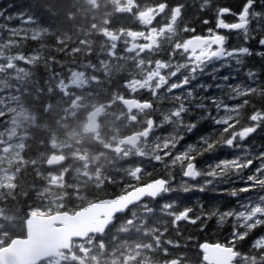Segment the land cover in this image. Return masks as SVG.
I'll return each mask as SVG.
<instances>
[{"label": "trees", "instance_id": "16d2710c", "mask_svg": "<svg viewBox=\"0 0 264 264\" xmlns=\"http://www.w3.org/2000/svg\"><path fill=\"white\" fill-rule=\"evenodd\" d=\"M104 1L106 0H103V3ZM163 1H170L174 5L183 4L185 6L183 10L184 23L191 27L197 26V34H206L207 28L211 27L212 24L205 25L202 21L207 19L214 23L215 13L220 7L227 6L239 11L243 3V0H211L210 6L205 7L201 11L203 0H158V2ZM146 4L145 2L140 5ZM5 9L7 10L5 17L13 15L14 18L8 21L4 17H0V24L8 27L21 26V19L16 18L19 14H22L25 19L28 16H32L37 23L23 25L24 27H29V31L23 34L28 39L24 41L20 38L21 33H16V36L12 38L15 41V46L13 47H9L11 40L7 39L8 33L0 29V31L4 32L5 38V46L0 48L1 53H6L7 56L16 54L31 55L43 48V51H41V62L47 58V56L43 57V53L50 52L53 54L52 57H55L64 67H74L77 61L72 59H81L82 48L85 47L83 50L88 51L89 48L86 47L88 45L93 44L94 47L92 48L96 52L105 39L101 34L103 31H120L129 28L132 24L131 17L123 13H117L113 9H109L106 12L103 10L94 11L86 0H0V10ZM226 19L231 21L234 18L229 16ZM107 20L110 21V26L104 24ZM34 34L38 37L36 41L31 39ZM229 37L231 39V47H239L244 44L242 36H235L233 33ZM259 38L257 36L255 40L249 41L246 46L251 47L254 51L261 50L257 43ZM95 60H98V58ZM49 65H51L48 67L50 71L60 72L57 69L60 66L59 64L53 63ZM245 67L257 70L260 74L259 83L264 85V58L256 55L246 57ZM24 68L29 70L30 67L26 66ZM124 77H126V74H113L111 77L112 88L109 89V87L102 86V90L106 89L105 97L100 92L99 97L102 98H99L98 102L104 103L114 100L120 91L119 88L115 89V86L117 83L123 85ZM101 78L99 76V80ZM102 82L106 83V85L108 83L107 79L102 80ZM8 89L9 87L6 85L4 93L9 94ZM30 94H33V101L26 97L24 99L21 97V100L26 101L27 105L29 103L34 109L37 116V125L27 131L28 137L22 151L24 164L20 165L14 187L9 191L4 190L3 194L0 195V211L8 212L9 215L20 216V222H24L23 218L29 216L30 211L41 210V205L44 206V209H47L44 202L47 198H52L53 194L47 193L46 190L45 176L48 170L45 167V161L51 152V135L57 128V122L59 121L58 118L52 116V121L46 122L44 120L46 113L43 112V104H45L43 98L39 93L31 92ZM106 95H111L112 98ZM40 97L43 104L40 102ZM254 100H258V98H254ZM259 106V103H257V107ZM111 111H113L116 120L115 118H110L106 123L103 121L102 124L103 128L106 129L107 135H109V130L114 129V127L121 129L117 124V119L118 116L125 114L123 108L119 110L111 108ZM244 111L246 114L251 113L250 108ZM198 113L196 112L195 115L187 117V119L194 121ZM2 120L3 118L0 117V135L3 130ZM211 129L210 121H203L191 133H186L182 130L181 134L184 135V139L180 141V145L198 144L200 137L214 133V131L210 132L212 131ZM133 131L138 132V128L134 127ZM106 133H104V140ZM246 146L252 152L264 151V131L258 130L257 133L253 134L251 143L247 142ZM149 152L151 155L153 150H149ZM206 154L197 159L196 164L199 168H201L202 164L205 165L206 159L212 155V153ZM89 155L91 159L93 157H101L100 165L103 166L101 169L102 177L98 180H88L82 177V172L85 168L80 166L72 167L67 174L64 190L61 188L56 190V195L63 199V201L59 200L58 202L61 206L56 204L55 208H58L57 210L75 212L90 202L120 195L135 185L147 183L149 179L166 175L162 164L147 157L142 158V160L134 157L128 160L127 157L106 150L104 141L94 143L89 150ZM222 155H229L228 158L232 156L231 153L226 151ZM237 155H240V151L234 153V156ZM137 165L143 166L145 170L152 173V176H143L138 181L130 180L131 169ZM179 169V167L174 169V181L181 175V170ZM71 172L76 174L73 178L70 177ZM89 172L92 175L96 173L90 169ZM233 187H240L239 182L225 183L221 194L206 195L198 190H192L187 193L183 190H174L171 193L164 194L157 200L146 201L130 210L124 216L119 217L106 235L93 238L95 244L89 253L88 259L90 263L123 264L126 259L124 248L128 246L133 249L134 254L127 264H168L174 260H178L179 264H201L200 244L209 242L232 246L229 241L232 234L233 220L228 219L221 224L218 216H212L211 218L198 221L196 224L181 221L177 231V228L173 227L172 218L163 211L162 206L171 203L173 205L171 211L176 212L186 207H191L194 209L195 215L201 216L217 210L224 212L236 209L239 207L242 196L232 197L228 194L226 190ZM55 211L52 210V213ZM6 226L10 229L9 225ZM9 233L14 235V237L17 236L14 233L12 234L10 230ZM261 236H264V228L256 229L244 241H237L235 250L240 252L242 256H258L259 253L252 248V244L254 240ZM170 241L178 242L180 246L174 247L169 243ZM79 256L83 257L81 254ZM240 261H243L241 257Z\"/></svg>", "mask_w": 264, "mask_h": 264}, {"label": "snow or ice", "instance_id": "6c2138e0", "mask_svg": "<svg viewBox=\"0 0 264 264\" xmlns=\"http://www.w3.org/2000/svg\"><path fill=\"white\" fill-rule=\"evenodd\" d=\"M211 0H203L201 11L209 7ZM185 6L178 4L172 8L166 2H160L153 5V10L158 9L157 15H168L171 25L177 21L183 24L180 27L181 33L190 34L187 37L183 35L168 46V59H157L148 62V71L140 77V86L131 87L134 83L131 79L125 80L123 86L128 90L129 96L136 98L137 93L147 91L152 98L138 99V105L141 111L148 114L145 121V136L151 135L154 130L164 125H171L172 132L166 136H155L153 138V152L147 158L163 165L166 175L158 178L149 179L141 187L147 189L141 199H156L162 194H168L174 189L172 182L175 180L174 169L179 167L181 175L189 180H197L204 177L203 183L189 187L187 181L183 186L185 193L198 190L205 191L209 186L219 183L242 182L241 187H233L226 190L232 197H239L245 193H258L254 198H246L240 203V210H226L224 212L207 213L204 216L195 215L194 209L186 207L176 212L171 211V203L162 206L164 212L172 218L173 227L177 228L181 221L196 224L212 216H218L219 222L223 224L226 220L232 219V234L229 243L232 246L222 245L220 243L210 245L204 243L201 249L204 253L203 261L205 264H233L237 257L244 260V264H264V236L258 237L253 241L252 248L257 250L259 255H243L235 250L237 241L246 240L249 235L258 228H264V151L252 152L250 148L240 142L246 141L258 130L264 131V85L259 83L260 74L253 68L245 67V58L256 55L264 58V0H243L239 11L230 7L222 6L216 11L214 23L210 20H203L205 25L212 24L206 30L207 34H197L196 28L189 26L182 20ZM7 10H0V17L11 21L14 16L5 17ZM163 14V15H162ZM233 17L229 21L226 17ZM16 18L21 19L22 25L8 27L0 24V29L8 33V40L15 37L16 33H21V39H28L23 34L29 31V27L23 25L36 24L34 17L28 16L26 19L22 14ZM155 19V17H154ZM255 22V23H254ZM224 32H235L243 37L244 44L239 47L228 46V36ZM259 36L257 43L261 50L254 51L246 46L249 41L255 40ZM37 35H32L33 41L37 40ZM5 46L4 32L0 31V48ZM11 47V45H9ZM25 55L16 54L15 64L8 63L11 56H0V81H3L6 72L3 69L7 65V73L25 74V68L19 67L17 61L32 64L29 59L39 61V53ZM179 56L180 59H177ZM43 66L49 71V80L58 79L61 73L50 71L49 64L63 65L55 57H47ZM144 64V60L140 61ZM218 64L213 67L210 73H206L209 65ZM229 68L231 71L223 76H219L223 69ZM243 71L247 82L238 81L237 76ZM72 73L69 71V75ZM211 75L213 84H197L191 87L200 75ZM10 78V77H9ZM178 78V79H173ZM171 81V82H170ZM232 81H236L233 83ZM22 81L17 80V84ZM213 89L215 91L213 92ZM177 90H181L177 92ZM213 92V94H209ZM258 98V100H254ZM167 101L171 107L160 109L158 104ZM259 103V107H257ZM251 109L250 114L245 113V109ZM157 112L161 114V120L158 122L152 118ZM200 115L196 119L189 120L187 117ZM203 121H211L217 126L213 134H206L199 138L198 144H188L183 149L178 150L180 141L184 139L181 130L186 133L195 131L198 125ZM220 148H230L240 151V155L232 158L221 159L209 164L207 168L200 169L196 161L203 155L211 154ZM141 157L144 156L141 154ZM140 174L151 177L152 173L146 171L143 166L137 165L131 171V175L139 179ZM202 207V206H201ZM193 214V215H190ZM243 229V231H241ZM174 247H179L178 242H169ZM173 264H179L174 260Z\"/></svg>", "mask_w": 264, "mask_h": 264}, {"label": "rangeland", "instance_id": "374dc122", "mask_svg": "<svg viewBox=\"0 0 264 264\" xmlns=\"http://www.w3.org/2000/svg\"><path fill=\"white\" fill-rule=\"evenodd\" d=\"M125 10H128V7H124L123 11ZM111 34L114 35L113 33ZM126 41L129 44V49H132L133 44H134V42L132 41V38L130 37ZM111 44L112 42L109 44L110 46L108 50L109 55L111 54V49H112ZM141 60L143 59H137L138 63ZM10 62L11 63L15 62L13 57L12 59L8 61V63ZM18 63L20 64V62ZM102 69L106 73H110L111 71L109 70L110 68H108V64H106L105 62L98 68L91 67V73H93V70L100 72V70ZM20 74L21 73H14V74L7 73L6 74L7 77H12V79H10V82L13 83V85H15V87H11L9 89L11 91L9 94L4 93L5 92L4 88L6 86L7 78L2 83H0V117L6 115L5 119L2 120L3 130L0 135V194L4 190H9L13 186L12 182L17 176L15 167H17L20 163L23 162L21 155H22V149L28 137L27 136L28 128L29 126L31 127L34 126L35 121H36V115L32 113L29 110V108L23 106L20 103V99H19L20 94H17V91H22V88L18 87L17 80H20L23 83L22 79L27 80L28 78L27 77L24 78V76H28L29 73L28 72L26 73L25 71V74H22L21 77H20ZM85 74L86 72L83 70L73 71L70 82H69V83L72 82L70 86L75 87L76 89L80 90L83 84H85L83 77L85 81L87 79V75ZM29 79L34 80L35 76ZM62 84L65 85L68 83H63V82L59 83V89L64 90L61 93H63V95L67 97L66 93L68 94L69 92H71L72 89L71 87L63 88ZM74 98H72L70 105L68 107H65L64 110L65 112H67L68 116L73 117L72 119H77L74 125L76 128L69 129L67 126L64 130H62L64 139L56 137L55 139L51 141L50 145L53 151H55L57 154H62L67 159L68 158L70 159V161L72 162L70 164V167H75V166H80L82 168L85 167L84 171L82 172V177L87 178L89 180H92L94 177H97V180H98L101 177V174L91 175L89 174L86 168L89 167L88 165L89 163H87L88 157H89L88 148H90L94 142H97V138H101L102 136L101 135H96V136L88 135L86 131V122H87V116L89 112L96 107H100V105H96L94 98H88V100L86 99V97H83V96H78L76 99ZM115 105H116V102H112L110 105V108L114 107ZM110 117H111V114L108 116V118ZM123 123H126V124L130 123L128 127L131 125H135V122H131L130 117L128 115L118 116L117 124L119 125V127L124 128L126 125H124ZM112 132H113V139L111 141L110 147L115 152L121 153L122 155L127 154L131 158L134 157L139 160H142V157H141L142 153H146L147 154L146 157H147L150 155V153L148 152V149L153 150L154 141H153V138L151 137L152 134L149 136H145L144 135L145 129L140 131L141 139L142 141H144V143L142 144V148L140 151H135V152H132V148H130L126 144L125 142L126 136L122 138L120 134L122 133L121 131L115 130ZM244 142L245 141L240 142V143H244ZM248 142L251 143V137L248 138ZM184 147H186V145L179 144L178 150L183 149ZM231 155H232L231 156L232 158L234 154L231 153ZM225 158H226L225 155H219V159L215 161H209V164H212L214 162H217ZM208 165H206V168ZM133 169H131V171ZM68 172H69L68 168H61L56 173H51L47 175L46 181H48L49 186L52 188L51 192H53L54 189H59L65 186L66 176ZM143 176L144 175L141 174L139 176V179ZM203 178L204 177L198 178L197 180H188L184 178L182 175H180L176 181L172 182V188L174 190H183L185 181H187V185L189 187L193 185H200L203 183ZM139 179H137L136 177H133L130 173V180L138 181ZM221 184L222 183H219L218 185L221 186ZM240 184L242 185V182H240ZM210 187L211 186H209L207 190L211 191ZM213 190H216V189L214 188ZM244 195L246 196V198H248L247 197L248 193H245ZM254 197L255 196H250L249 198H254ZM246 198H244V200ZM58 202L59 201L47 202L45 200L44 204L46 205L47 209H44V206L41 205L42 206L41 210H38V209L33 210L31 211V214L48 215L50 214V210L55 208L56 204H58V206H61L60 203ZM239 210H240V205L237 211ZM27 217L28 216H25L23 219L25 220ZM19 218L20 216L9 215L8 212L0 211V248L5 246L10 241L8 240V238L13 236V235H10L9 230L13 232L15 235L19 233L20 234L24 233V232H21L24 230V222H20ZM6 225H9L8 227L10 229H8ZM148 236H150V234H148ZM94 244H95L94 239L90 240L89 242H83L79 244L78 252L85 254L84 257L82 258H80L78 254H76V257L74 256L65 257L64 256L56 260L55 262H52L51 264H64L63 262H66L67 260H69V262H71L72 264H87L86 260L88 259L89 253L91 249L94 247L93 246ZM124 251L126 254V259L123 262V264H127L129 260L132 258L134 252H133V249L128 246L124 248ZM94 263L98 264L97 262H94ZM112 264H118V263H112ZM238 264H244V260L240 261Z\"/></svg>", "mask_w": 264, "mask_h": 264}, {"label": "water", "instance_id": "95a60500", "mask_svg": "<svg viewBox=\"0 0 264 264\" xmlns=\"http://www.w3.org/2000/svg\"><path fill=\"white\" fill-rule=\"evenodd\" d=\"M123 104L130 112L140 109L137 101L124 100ZM102 115L103 109H97L89 115L90 133L98 131ZM138 141L137 136L127 139V143L132 146ZM64 163L63 156L53 155L47 165L55 168ZM146 191L147 189L138 186L116 198L90 204L74 214L64 212L49 217L31 216L26 222L27 238L15 239L8 247L0 250V264H40L57 257L61 251H71L73 241H85L89 236L105 234L116 217L126 214L129 209L146 199H151H141ZM200 251L203 253L201 246Z\"/></svg>", "mask_w": 264, "mask_h": 264}, {"label": "flooded vegetation", "instance_id": "af4514ba", "mask_svg": "<svg viewBox=\"0 0 264 264\" xmlns=\"http://www.w3.org/2000/svg\"><path fill=\"white\" fill-rule=\"evenodd\" d=\"M176 5H169V7H174ZM159 10L155 9L153 10V5L149 9L150 16L143 22L142 20H139L138 22V28L139 31L136 32V37H132V40L134 42L132 49H129V44L125 42L124 40H117L114 44V49L116 52L124 53L127 57L133 58V54H138V51L140 50L141 55H145L150 52L158 51L160 47V40L161 36H159L160 32L163 30L169 31L172 35L167 37V40L171 42L175 41L179 37H181L182 34L180 32V27L183 26V24L179 21L175 25H171L168 19L167 14H162L163 16L157 15V12ZM155 17V19H154ZM197 28V26H194ZM188 36L190 34L186 33ZM149 45V49H143L144 46ZM148 65V63H147ZM218 64L215 65H209V67L205 70L206 72H211L213 67H218ZM144 71L141 75L138 77H142L144 75ZM219 76L224 75V70H222L220 73H218ZM174 80L176 78H173ZM171 82V81H170ZM216 81L215 83H217ZM201 83V79H197L193 82L191 87H195L197 84ZM211 83L213 84V79L211 77ZM207 85V84H206ZM181 90H177L179 92ZM211 190H213V187H210ZM250 196H256L258 193H249ZM260 195H264V193H259ZM249 196V197H250ZM60 259V257L58 258Z\"/></svg>", "mask_w": 264, "mask_h": 264}, {"label": "bare ground", "instance_id": "6f19581e", "mask_svg": "<svg viewBox=\"0 0 264 264\" xmlns=\"http://www.w3.org/2000/svg\"><path fill=\"white\" fill-rule=\"evenodd\" d=\"M16 83V82H15ZM10 93V92H9ZM8 94V93H7ZM2 125V124H1ZM198 140V139H197ZM188 142V141H187ZM207 155V154H206ZM229 156V155H228ZM47 177V176H46ZM51 178V177H50ZM15 183V182H14ZM15 185V184H14ZM14 187V186H13ZM180 187V186H179ZM152 239V238H151ZM146 242V241H145ZM115 246V245H114Z\"/></svg>", "mask_w": 264, "mask_h": 264}]
</instances>
